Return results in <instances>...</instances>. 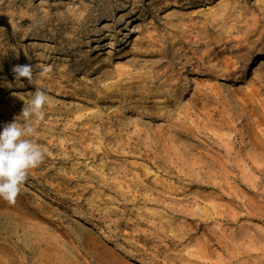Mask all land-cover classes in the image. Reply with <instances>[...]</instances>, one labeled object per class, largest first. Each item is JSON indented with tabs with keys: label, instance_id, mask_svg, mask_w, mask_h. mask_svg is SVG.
Masks as SVG:
<instances>
[{
	"label": "rangeland",
	"instance_id": "374dc122",
	"mask_svg": "<svg viewBox=\"0 0 264 264\" xmlns=\"http://www.w3.org/2000/svg\"><path fill=\"white\" fill-rule=\"evenodd\" d=\"M92 1L0 0V132L48 97L0 264H264V0Z\"/></svg>",
	"mask_w": 264,
	"mask_h": 264
},
{
	"label": "clouds",
	"instance_id": "9594fccd",
	"mask_svg": "<svg viewBox=\"0 0 264 264\" xmlns=\"http://www.w3.org/2000/svg\"><path fill=\"white\" fill-rule=\"evenodd\" d=\"M52 69L43 66L41 76H47ZM12 72L17 80L33 79V66L30 64L15 65ZM21 98V97H20ZM24 101L19 117L6 124L0 132V198L9 204H15L22 185L28 179L31 169L39 167L47 152L46 148L37 145L32 137L36 134L33 117L37 121L44 117L43 107L48 97L39 88L30 100ZM22 118L23 123L20 122Z\"/></svg>",
	"mask_w": 264,
	"mask_h": 264
},
{
	"label": "bare ground",
	"instance_id": "6f19581e",
	"mask_svg": "<svg viewBox=\"0 0 264 264\" xmlns=\"http://www.w3.org/2000/svg\"><path fill=\"white\" fill-rule=\"evenodd\" d=\"M9 1V0H8ZM78 1V0H77ZM84 1V0H83ZM119 1V0H118ZM71 2V0H70ZM73 2V1H72ZM71 2V3H72ZM101 2V0H93L92 1V4H88V3H84L85 4V7L81 8V11L79 9V13H77L78 11H76L75 13H73L72 16H66L67 19L71 20V22H74L75 24H77L79 27H85L87 25H89L90 23H92L95 18L93 16V12L99 10L98 12H101V14H106L107 11H106V8L104 7V5H100L99 3ZM205 2V1H204ZM80 3V2H79ZM81 6V5H80ZM80 8V7H79ZM77 9V8H76ZM82 11L84 13H82ZM108 14V13H107ZM65 15V14H64ZM121 16V15H120ZM26 20V19H25ZM66 20V19H65ZM73 24V23H71ZM75 26V25H74ZM87 28V27H86ZM78 29V28H77ZM81 29V28H79ZM125 30L126 27H124ZM80 34V32H79ZM85 35H89L88 33V29H86V31L84 32ZM74 40V39H73ZM39 41H49L48 39L46 38H37V39H34L33 43H31V46H33V48H35L34 50H38V47H39ZM94 42H99L100 41V38H94L93 40ZM116 41L113 39L111 42H110V48H112L114 45H115ZM140 56V55H139ZM143 57V59H147V60H140L139 63L141 62H145V63H149V64H154L157 65L156 63L158 62H153L149 57L145 56V55H141ZM160 63V62H159ZM161 64V63H160ZM258 237H256L255 239H257ZM256 241V240H255ZM256 244H259L257 241H256Z\"/></svg>",
	"mask_w": 264,
	"mask_h": 264
}]
</instances>
